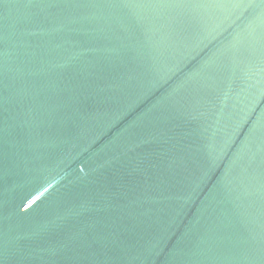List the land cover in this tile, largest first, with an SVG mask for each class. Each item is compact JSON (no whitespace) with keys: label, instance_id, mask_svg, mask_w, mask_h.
<instances>
[{"label":"water","instance_id":"obj_1","mask_svg":"<svg viewBox=\"0 0 264 264\" xmlns=\"http://www.w3.org/2000/svg\"><path fill=\"white\" fill-rule=\"evenodd\" d=\"M0 264H264V0H0Z\"/></svg>","mask_w":264,"mask_h":264}]
</instances>
